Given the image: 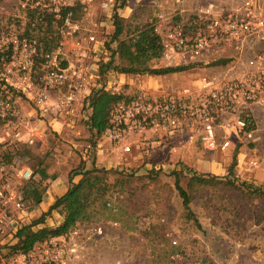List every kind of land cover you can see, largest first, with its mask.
Segmentation results:
<instances>
[{
    "label": "built area",
    "instance_id": "built-area-1",
    "mask_svg": "<svg viewBox=\"0 0 264 264\" xmlns=\"http://www.w3.org/2000/svg\"><path fill=\"white\" fill-rule=\"evenodd\" d=\"M117 3L101 0L96 20L91 10L94 0H22L24 9L52 14L62 21L61 38L55 48L40 50L38 42L27 36L12 32L0 37V49L11 52L1 78L5 84L0 91V119L9 125L19 117L16 97L27 96L41 117L60 120L74 130L80 120H89L94 91H123L121 73L107 68L115 45L108 46L99 38L106 26L101 17H110ZM74 7H81L90 18L87 27L74 19ZM182 11H191L192 18L182 15L173 24L156 26L164 35V52L154 62L168 66L210 64L219 58H230V62L222 65L226 67L223 71L215 70L219 66L215 65L192 87L149 93L139 84L136 92L111 109L107 138L126 144L129 137L151 129L174 133L208 149L225 150L233 141L247 147L263 142L264 148V118L254 111L255 106L264 105V0L206 2ZM153 142L161 145L164 140L146 144ZM4 143L0 136V150ZM124 150L130 152L132 146L126 144ZM259 163L255 157L249 160L251 167ZM35 174L31 166L0 153V255L6 256L4 264H59L68 251L75 250L64 236L38 243L28 252L13 250L19 228L27 224L25 213L40 201L33 184ZM97 232L102 233V228Z\"/></svg>",
    "mask_w": 264,
    "mask_h": 264
},
{
    "label": "rangeland",
    "instance_id": "rangeland-1",
    "mask_svg": "<svg viewBox=\"0 0 264 264\" xmlns=\"http://www.w3.org/2000/svg\"><path fill=\"white\" fill-rule=\"evenodd\" d=\"M21 1L0 0V37L4 33L14 32L36 40L40 50H44V43L36 38L38 31H28L30 18ZM100 1L94 0L91 8L96 20L101 12ZM214 1L226 3L232 0H184L183 3L175 0H126L125 6L117 12L126 23L136 17L143 23L165 26L173 24L182 15L192 18L191 11L182 10H192L200 3L214 4ZM115 12L116 8L110 17H101L106 26L99 33V38L108 46L116 45L112 41ZM74 19L84 27L91 23L81 7L76 9ZM61 25L62 21H53V28L60 38ZM67 41H71V38ZM189 64L192 63L178 62L172 65ZM154 66L168 65L154 62ZM213 68L214 65L203 63L167 76L144 73L138 81L149 93L192 87ZM225 68L219 65L215 70L223 71ZM5 72L6 64H1L0 79ZM135 84L130 82L123 85L125 95L131 96L136 92ZM16 99L15 105L21 110L20 117L9 125L0 119V136L5 142L1 145L0 153L7 159L31 166L40 175L33 179L37 184V179L40 183L42 179L70 172L89 158H98L106 149L107 142H112L106 132L98 135L92 131L84 119L78 122L74 130L65 128L59 133L47 124V118L40 116L27 96L21 100L17 96ZM20 134L21 140L18 138ZM166 136L170 139H164ZM154 139L164 140V143L146 144ZM124 143L132 146V151H124L131 165L110 169L135 172L134 181L125 185L121 193L111 197L109 208L97 209L90 220L79 223L73 229L78 231L77 235L72 232L63 235L75 250L68 251L64 261L59 264H264V158H259L260 164L255 168H249L246 162H239L237 158L233 175H215L220 179L193 188V212L190 214L176 189L177 174L174 170L181 167L180 182L188 188L192 171L187 168L186 162L194 159L195 154L183 149L188 150L192 144H198L199 150L215 149H208L201 143H191L174 133L151 129L136 133ZM253 148L250 149L254 155L256 151ZM99 149L102 151L98 154ZM258 152L260 156L261 151ZM170 164L174 167H169ZM155 165L158 172L151 171ZM114 178L115 173H112L111 180ZM227 181L234 182L235 186ZM254 186L259 187L263 194L253 192L251 189ZM37 190L40 192L39 188ZM41 215L29 218L27 224ZM62 221L63 215L55 211L48 216L46 225L54 227ZM100 227L102 233L99 234L97 229ZM5 257L0 255V264H4Z\"/></svg>",
    "mask_w": 264,
    "mask_h": 264
},
{
    "label": "trees",
    "instance_id": "trees-1",
    "mask_svg": "<svg viewBox=\"0 0 264 264\" xmlns=\"http://www.w3.org/2000/svg\"><path fill=\"white\" fill-rule=\"evenodd\" d=\"M125 4L126 0H118L116 5V12L113 17L114 30L112 32V41L116 45L113 49L112 59L107 65L108 69L111 68L114 72L128 75L144 73L165 75L197 65L155 67L154 60H160L163 56L164 35L156 29L155 23H143L138 21L136 17L126 23L125 19L121 18L117 12ZM76 8L74 7V11H76ZM28 16L30 18L27 24L28 31H38L36 38L44 43V50L55 48L60 41V36L56 34L57 30L53 28L55 17L52 14L38 12L35 9H29ZM44 24H46L45 27ZM10 59L11 52L0 49V65L7 64ZM228 62H230V58H219L210 64L214 66L226 65ZM103 70L105 69L103 68ZM4 84L5 81L0 79V91L3 90ZM127 97L123 91L114 92L105 89L94 91L91 94L93 110L85 124L98 135L105 133L111 126V109L117 102ZM238 144L245 145L240 141H238ZM249 147L256 148L257 143H250ZM237 154L238 151L234 155L228 174H234ZM156 169V166H153L151 171L158 172ZM76 170L77 174L81 175L80 180L73 182L70 178L71 186L65 194L60 196L39 218L19 228L17 232L19 240L14 244L13 250L28 252L38 243H43L50 238L60 237L71 232L79 223L90 220L93 217V211L109 208L111 206V197L115 193H121L120 191L125 185L134 181L136 175L135 172H129L127 169H110L96 165L87 167L85 162L72 169L70 174ZM181 170H174V173L177 174L175 185L183 200L184 207L191 214L193 212L191 207L193 201V193L191 191L193 188L198 185L205 186L220 178L214 174L192 172L188 188H185L180 182L179 171ZM112 173H115L114 180H111ZM33 183L37 188L36 180ZM227 183L235 186L232 181H227ZM251 190L258 195L263 194L259 187H252ZM39 193H41V190ZM55 211L63 215V221L54 227H50L46 225V220Z\"/></svg>",
    "mask_w": 264,
    "mask_h": 264
},
{
    "label": "crops",
    "instance_id": "crops-1",
    "mask_svg": "<svg viewBox=\"0 0 264 264\" xmlns=\"http://www.w3.org/2000/svg\"><path fill=\"white\" fill-rule=\"evenodd\" d=\"M167 75L168 74L160 75V76H167ZM137 78H138V76L133 77V76H130V75L124 74V73H121L119 75V80H120V83L122 85L125 86V84L132 82V83H136L135 84L136 88L139 84H141V83H139ZM254 111H255V114L257 115V117H259L260 119L264 118V105L263 106H259V105L255 106ZM49 118L50 117L47 118L49 120V122L47 124L54 127V130H57L60 133V131L65 129V126L62 124V122L60 120L53 121V120H51V118L50 119ZM81 124H82V122L80 123V125ZM263 135H264V133H263ZM18 138H19V140H21V138H22L21 134H20V136L18 135ZM136 142L143 143L141 140H136ZM125 145L126 144H122V143L121 144H113L112 142H107V145L105 147L106 149H103V151H102V149H99V151H98V154L100 153V151H102L103 154H100L98 156V158H96V159H95V157L91 158L92 160L90 158L87 159V161L85 162L86 166L92 167L93 165H96L98 167L103 166V167L110 168V167H121V165H131L130 160H128V158H126V155L124 153V151H125L124 146ZM189 147L190 148H188V150L183 149V150H185L184 152L188 151V152L195 154V155H194V159L191 158L192 160H190V159L187 160L188 161V162H186V163H188V164H186V165H188L187 168L190 170V172L191 171L197 172L199 174H209L210 173V174H214V175H230L231 176L232 174H228V173H229L230 167L232 165L234 155H235L236 151H238L237 148L241 149V151L238 152V154H237V158L239 159V162L240 161L246 162V164L249 166V168H255V167H251L249 165V160H250L249 157L251 155H252V157L256 156L255 158H258V159L264 158L263 157L264 156L263 142L257 143V147L253 148L256 151L254 155H253L254 152L251 151L250 147H247L246 145H243V144L239 145L237 141H233L232 144L225 150L215 149L214 151H208V150L203 149V148H201L199 150L198 144H192ZM257 149L261 151L260 156H258L259 152ZM90 156L91 155L89 154L88 157H90ZM191 156H189V157H191ZM130 157H132V156H130ZM83 158L86 160L85 155ZM132 158L134 159V157H132ZM258 166H256V167H258ZM169 167H174V166H173V164H170ZM180 168L177 167V169H180ZM70 172L61 173L60 175H56V176L53 175L52 177H48L47 179H42L40 183H39V180L37 179V181H38L37 188H39L41 190L40 201L37 204V206L34 208V210H32L30 212L28 211L25 213L26 221L29 220V218L38 217L42 213L46 212L49 209V207L51 205H53L60 196L65 194L66 191L71 186L70 178L72 179L73 182H78L80 180L81 175L77 174V170L71 174H70ZM37 175H39V174H35V177H37ZM22 215H24V213Z\"/></svg>",
    "mask_w": 264,
    "mask_h": 264
}]
</instances>
